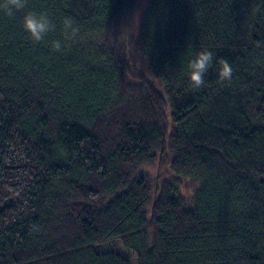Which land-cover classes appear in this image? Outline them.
<instances>
[{
    "label": "trees",
    "instance_id": "16d2710c",
    "mask_svg": "<svg viewBox=\"0 0 264 264\" xmlns=\"http://www.w3.org/2000/svg\"><path fill=\"white\" fill-rule=\"evenodd\" d=\"M202 47L231 81L192 86ZM0 264H264V0L0 9Z\"/></svg>",
    "mask_w": 264,
    "mask_h": 264
},
{
    "label": "clouds",
    "instance_id": "9594fccd",
    "mask_svg": "<svg viewBox=\"0 0 264 264\" xmlns=\"http://www.w3.org/2000/svg\"><path fill=\"white\" fill-rule=\"evenodd\" d=\"M26 2L27 0H0V9L7 15H12L14 10L24 8ZM22 24L33 42L45 41V36L58 26L47 10L25 12ZM59 28L63 39L45 41L54 51L63 50L65 44L68 41H75L79 34L78 25L69 16L60 19ZM215 57L216 53L210 47H202L187 61L188 76L194 88H199L204 83V74L214 62L218 81L221 83L231 81L234 71L232 64L225 58H219L217 61Z\"/></svg>",
    "mask_w": 264,
    "mask_h": 264
}]
</instances>
